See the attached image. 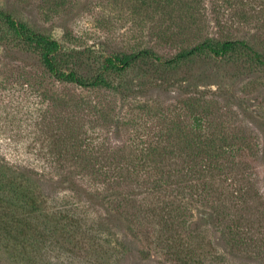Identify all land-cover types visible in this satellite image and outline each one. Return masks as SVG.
Returning a JSON list of instances; mask_svg holds the SVG:
<instances>
[{
    "label": "trees",
    "instance_id": "trees-1",
    "mask_svg": "<svg viewBox=\"0 0 264 264\" xmlns=\"http://www.w3.org/2000/svg\"><path fill=\"white\" fill-rule=\"evenodd\" d=\"M104 1L45 0L43 12L61 15V39L0 10L7 52L39 71L15 78L22 102L34 103H21L15 132L0 135V264H47L36 256L88 246L115 264L128 241L146 243L141 253L157 264H264V139L218 127L226 108L256 117L235 92L206 90L221 67L264 71V52L202 37L203 0H111L173 56L149 43L83 47L74 22ZM183 69L186 80L173 79ZM39 78L75 89L64 113ZM109 95L128 102L114 122Z\"/></svg>",
    "mask_w": 264,
    "mask_h": 264
},
{
    "label": "rangeland",
    "instance_id": "rangeland-1",
    "mask_svg": "<svg viewBox=\"0 0 264 264\" xmlns=\"http://www.w3.org/2000/svg\"><path fill=\"white\" fill-rule=\"evenodd\" d=\"M44 2L45 0H0V10L9 13L19 21L37 27L46 34H52L55 38L61 39L63 35L60 28L61 15L43 12ZM202 7L204 8L203 17H205L203 19L202 29L204 32L202 37L208 35L219 39L241 40L250 44L257 51L264 52V0H203ZM98 18L103 22V29L98 26V22H94ZM136 19L138 18H134L129 10L114 5L111 0H106L95 5V8L91 9L90 12L83 13L74 22L76 23L74 25L76 39L84 44L83 47L92 42H113L120 46L136 45L135 47L149 43L157 47L158 51L167 57L176 54L177 50L169 49L160 44L151 33H148L151 32L149 23L143 27L145 23L143 24ZM3 32L5 30L2 31L0 27V36H8L9 33L3 34ZM79 36H82L81 39ZM187 39H189V43L185 45L195 44V42L193 43L195 41L193 33H189ZM10 48L11 45L6 40H0V135L7 129H12V133L15 132V128L9 126V123L19 113L22 107L21 103L24 104V107H27L29 102L34 103L33 100L26 104L22 102V92L19 94V87L16 85L15 78L20 72H33L36 75L39 72L30 64L17 63L15 50L7 52L10 51L8 50ZM19 56L23 59L20 54ZM187 74L186 70L183 69L173 79L184 82ZM234 75L236 74H230V71L224 67L217 71L215 69L208 80L209 86L206 87V90L214 91L219 85L223 89L235 92L237 97L243 100V106L251 109L256 119L247 118L237 108H226L217 112L216 121L220 124L218 127L223 128L225 132L249 136L254 143L260 144L264 139V71L251 73V71L246 70L238 76ZM39 82H42L46 93L59 99L57 106L55 105L58 113H64L60 101L77 98L75 89L61 85L54 79L43 80L39 78ZM172 96L173 93L169 96L164 94L162 100L168 101L167 104L172 103L170 99L168 100ZM189 97L190 95L186 94L182 99L187 101ZM107 99L113 101V104L110 102V108L113 112L109 108L107 111L110 121L114 122L118 117L125 116L128 102L123 100L121 102L119 97L113 95H109ZM123 102L125 105L120 110V105ZM238 103L240 104V102ZM20 111L27 113V108ZM260 165L261 162L258 161L256 164L257 171L262 174V166ZM260 185L263 187L264 181ZM212 238L214 239L215 235L212 234ZM214 242L218 243V238H215ZM117 244L123 254L122 258L115 264H157L159 260L158 257L154 256L151 259H146L145 255L141 253L146 243H130L128 241ZM46 253L48 255L45 253L38 254L36 259L40 263L47 264H99L94 257L93 248L90 246L73 250L69 247L59 251L52 249Z\"/></svg>",
    "mask_w": 264,
    "mask_h": 264
}]
</instances>
